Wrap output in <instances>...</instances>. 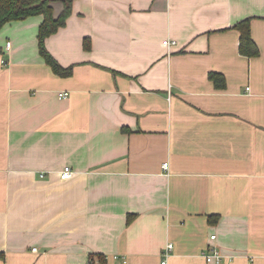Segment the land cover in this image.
Returning <instances> with one entry per match:
<instances>
[{
  "label": "crops",
  "instance_id": "1",
  "mask_svg": "<svg viewBox=\"0 0 264 264\" xmlns=\"http://www.w3.org/2000/svg\"><path fill=\"white\" fill-rule=\"evenodd\" d=\"M42 19L0 32V264H264V0H75L70 76Z\"/></svg>",
  "mask_w": 264,
  "mask_h": 264
},
{
  "label": "trees",
  "instance_id": "2",
  "mask_svg": "<svg viewBox=\"0 0 264 264\" xmlns=\"http://www.w3.org/2000/svg\"><path fill=\"white\" fill-rule=\"evenodd\" d=\"M75 0H0V32L7 23L25 20L32 16H42V22L38 30L39 53L58 76H70L73 67L64 68L47 48V38L57 33L61 27L67 24L69 17L73 14V3ZM56 4L62 9L56 12ZM234 28L240 32L239 50L241 54L248 57H257L260 49L251 33V18L238 22ZM84 47L89 50L91 43L85 39ZM210 78L219 88H226L224 74L211 72ZM131 218H129V221ZM219 216L211 215L209 221L216 223Z\"/></svg>",
  "mask_w": 264,
  "mask_h": 264
},
{
  "label": "built area",
  "instance_id": "3",
  "mask_svg": "<svg viewBox=\"0 0 264 264\" xmlns=\"http://www.w3.org/2000/svg\"><path fill=\"white\" fill-rule=\"evenodd\" d=\"M165 44L167 46H172L173 44H176L174 40H167L165 41ZM7 49L9 50L11 47V42H7ZM2 64L6 65L7 61L2 60ZM249 89V88H248ZM69 96V92H62L60 93V98H66ZM164 167H168V163L164 164ZM73 169L71 166H66L62 171H61V178L64 180L70 179L73 176ZM216 235H212L211 238L212 240L216 239ZM173 248V244L170 243L168 244L165 252V256L168 257L171 250ZM37 250L36 248H34ZM203 257L208 263H215V264H229L230 262L233 261V259L236 257L234 254H228L223 251H221L217 246H210L208 247L204 252H203ZM167 258L163 261V264H166ZM126 262V261H125Z\"/></svg>",
  "mask_w": 264,
  "mask_h": 264
},
{
  "label": "rangeland",
  "instance_id": "4",
  "mask_svg": "<svg viewBox=\"0 0 264 264\" xmlns=\"http://www.w3.org/2000/svg\"><path fill=\"white\" fill-rule=\"evenodd\" d=\"M3 54L5 55V54H6V52H3Z\"/></svg>",
  "mask_w": 264,
  "mask_h": 264
}]
</instances>
